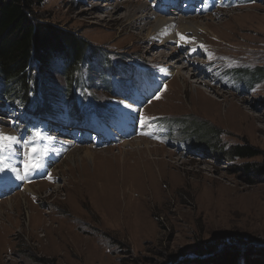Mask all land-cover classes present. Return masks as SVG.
<instances>
[{
	"label": "rangeland",
	"instance_id": "rangeland-1",
	"mask_svg": "<svg viewBox=\"0 0 264 264\" xmlns=\"http://www.w3.org/2000/svg\"><path fill=\"white\" fill-rule=\"evenodd\" d=\"M141 1L152 16L145 23L132 13ZM172 1L45 0L36 6L43 22L110 52L107 60L116 65L106 83L96 65L85 64L71 97L77 105L66 107L60 63L52 60V73L41 74L46 83L39 92L51 108L79 115L90 107L103 112L123 106L132 70L158 75L165 69L169 78L145 99L144 118L133 126L138 132L128 137L121 133L125 110L97 134L51 131L70 143L59 145L45 177L0 197V264H176L175 258L197 246L216 249L226 243L240 252L253 248L259 257V247L246 246L264 247V76L249 79L250 71L242 69L264 67V0L221 5L212 13H200L207 2L184 0L193 9L189 17H180L182 11L164 16L162 6ZM157 17L185 24L171 34L188 36L187 41L150 34ZM179 53L188 65L174 58ZM23 116L0 114V135H17L27 146L28 136L18 131ZM200 135L211 141L215 136L224 149L254 147L258 155L214 157ZM14 152L24 163L18 165L16 156L3 158L9 162L3 169L13 176L16 166L25 174L29 151L15 145Z\"/></svg>",
	"mask_w": 264,
	"mask_h": 264
},
{
	"label": "trees",
	"instance_id": "trees-1",
	"mask_svg": "<svg viewBox=\"0 0 264 264\" xmlns=\"http://www.w3.org/2000/svg\"><path fill=\"white\" fill-rule=\"evenodd\" d=\"M44 1L0 0V100L8 101L9 105L23 107L28 111L33 110L35 113L47 112V110H36H41L45 106L44 100L39 98V92L42 90L41 82L45 81V77L41 74L44 70L46 73H52L49 69L52 60L60 63V76L65 85L64 101L69 100L68 107L77 105L71 97L74 95L85 64L96 65L104 80L108 79L106 73H111L116 68L112 61L107 60L110 52L87 43L85 39L70 30L62 31L55 25L43 22V19L35 13V9ZM246 69L250 71L249 79L264 76L262 66L243 67L242 70ZM45 83L43 82L42 85ZM77 109L76 106V111ZM199 139L200 142H205L207 149H212L209 155L214 157L217 154L223 159L231 160L249 159L258 155V151L251 146L237 145L228 149L217 146L215 136L213 141L201 135ZM251 245L254 248L259 247L257 250L261 249L258 253L259 257L253 254L255 252L253 248L247 252H240L236 246H228L222 251L229 248L232 251L228 250L217 255L221 252L219 251L211 256L197 257L182 264H237L238 260L240 264H264V247L254 244L246 247ZM211 250L213 249L210 245H201L197 246L195 251L207 253Z\"/></svg>",
	"mask_w": 264,
	"mask_h": 264
},
{
	"label": "bare ground",
	"instance_id": "bare-ground-1",
	"mask_svg": "<svg viewBox=\"0 0 264 264\" xmlns=\"http://www.w3.org/2000/svg\"><path fill=\"white\" fill-rule=\"evenodd\" d=\"M120 4L116 3L115 6L117 7ZM107 5L109 6V4H107ZM148 5L149 4H147V2L141 1L140 4L138 5V7L136 8V10H132V13H133V16H134L133 17L134 20H141L142 23L148 22V19H150L152 17L151 14H149L147 12L148 11ZM156 23H157L156 26L149 32L150 34H152V35L154 34L155 36H158V33L160 35L164 34V35H166V36L163 35L166 42H172L173 40H175V38L179 39L181 42L187 41V39H188L187 35H186L187 37L179 38L178 35H177V37H175V36H173L171 34V32H172L174 27H180L179 29H181V28H183L185 26V24L184 25H180V26L175 25L176 23L173 21V19L171 17H169V19H165V17H157ZM194 26L197 27V28H200V26H198V25H194ZM163 41H164V39H163ZM174 68H176V67H174ZM177 68H176V72L175 73L180 74V70L177 69ZM133 109H134L133 105H130L128 110L129 111H133ZM29 186H30L29 184H26L24 187L27 190V189H29Z\"/></svg>",
	"mask_w": 264,
	"mask_h": 264
},
{
	"label": "water",
	"instance_id": "water-1",
	"mask_svg": "<svg viewBox=\"0 0 264 264\" xmlns=\"http://www.w3.org/2000/svg\"><path fill=\"white\" fill-rule=\"evenodd\" d=\"M257 245H259V243H258ZM228 246H236V245H231V244H229V243H226V244H223L220 248L213 249V250H211V251H209V252H207V253H199V252H196V251H192V252H190L189 254L182 255L181 257L176 258V259H175V263H177L178 261H180V260H182V259H184V258H188V256H190V257H204V256H211V255H213L214 253L219 252V251H221V250L227 248ZM245 246H246V245H245ZM245 246H244V247H245Z\"/></svg>",
	"mask_w": 264,
	"mask_h": 264
}]
</instances>
